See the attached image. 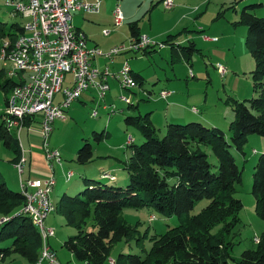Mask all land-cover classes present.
<instances>
[{
    "label": "rangeland",
    "instance_id": "1",
    "mask_svg": "<svg viewBox=\"0 0 264 264\" xmlns=\"http://www.w3.org/2000/svg\"><path fill=\"white\" fill-rule=\"evenodd\" d=\"M174 2L175 8L166 9L162 0H103L99 19L97 15L83 12L73 14L72 22L75 26L94 24L95 29L90 31L93 34H89V41L93 43L101 41L100 47L104 50H108L105 49L106 45L110 48L129 45L132 22L138 23L143 34L147 33L159 42H172L173 37H175L174 42H181L189 34L191 37L197 35L200 28L204 30L201 35H207L216 42L212 44L214 46L212 48L209 46L211 44L195 39L196 50L193 54L185 49V52L191 55L188 56V61L172 57L169 44L163 49L156 47L157 50L150 53L152 55L143 57L146 60L142 57L135 58L131 66L144 75L146 79L144 86L137 85L134 90L138 93L136 96L119 87L134 104L139 102V109L129 108L128 104L120 98L121 90L113 83L105 99L96 97L95 101L84 99V102H74L65 118L55 120L49 138L50 146L60 150L63 159L61 166H64L65 171H74L73 177L67 182L63 179L62 184H66L64 185L66 187L72 186L77 181L83 182L80 190H67L70 191L68 192L70 195H76L87 187L84 178L117 186H125L128 183V172L123 162L130 153L129 145L126 144L123 147L120 145L130 135L135 144H141L145 138L140 128L134 124H126L125 118L128 115H139V113L145 115L152 111V122L158 130L157 134L163 137L167 129L166 115L170 106L168 107L166 101H157L160 98L161 89H173L180 95L178 97L181 99L178 102L180 104L188 103L187 97L191 96V104L202 110L201 113L208 110V116L217 121V127L224 130L227 140L231 139L229 126L235 118L231 98L239 101L247 100L249 104L250 98L258 96V93L254 91L252 77L255 62L246 41L247 26L240 22V14L247 5L257 4L250 11L256 16H264V0H174ZM117 6H120L125 16L120 26H116L112 18ZM128 16L134 17L133 20H129ZM14 23L21 26L22 20L19 17H13L10 8L0 0V27L6 33H10ZM103 28L111 30L112 35H103ZM185 28L188 30L186 31ZM16 31L14 28L13 33ZM189 44L188 41L183 43L185 46ZM2 66L3 62L0 60V69ZM219 66L226 69L225 75H221L217 68ZM6 79L5 75H0V83ZM5 94V91L0 88V110L5 109ZM105 104L109 108H106ZM114 105L117 107L116 113L111 112V107ZM123 107L125 110L121 112ZM95 110L98 112L97 116H93ZM169 121L191 122L170 118ZM27 131V127H24L20 136L22 144L27 146L26 149L30 147L34 154L43 155L41 135L35 129ZM94 132H104V137L99 141ZM12 133L16 140L18 137L15 131ZM86 139L93 144L94 156L91 162L81 164L76 159V152L83 146ZM230 150L242 170V180L236 186L235 195L242 200L243 208L240 212L241 220L236 235L233 238L231 236L235 242L232 255L234 258H240L243 251L257 247L254 239L264 231V219L258 213L257 201L252 193L254 167L259 156L264 152V135L250 134L242 151L234 147ZM14 155L13 149L0 141V175L11 189L21 191L19 172L12 164ZM117 163H120V167L114 170L109 169L111 165ZM45 166L47 168V165ZM57 166L58 164H55L59 183V174L62 175L63 169ZM48 172L49 170H41L34 165L32 170L26 173H31V178H47L50 176ZM102 173H110L117 179L115 181L104 179ZM61 186L56 187L55 190H58L56 194L52 191L56 209L50 216V219L55 220V227L52 228L56 231V235L49 241L56 243L57 247L61 239L65 240L68 236L77 233L75 226L67 224L65 215L59 207L60 199L65 192V190L59 191ZM206 204V199L197 201L191 213H198ZM121 215L137 231L115 244L111 252L115 258L120 253L145 254L152 246L153 235L164 234L169 228L180 224V218L177 215L167 217L153 208L125 207ZM151 215H154L155 219L151 220ZM92 224L91 217L87 221L86 229L92 230ZM68 233L71 234L68 235ZM65 235L66 238H64ZM8 243L2 245H8ZM229 263L233 264L234 261ZM0 264H29V262L19 254H11L6 260H0Z\"/></svg>",
    "mask_w": 264,
    "mask_h": 264
},
{
    "label": "trees",
    "instance_id": "2",
    "mask_svg": "<svg viewBox=\"0 0 264 264\" xmlns=\"http://www.w3.org/2000/svg\"><path fill=\"white\" fill-rule=\"evenodd\" d=\"M256 5L242 10L240 22L247 26L246 41L255 62L252 77L258 96L250 98L249 104L247 100L231 98L235 113L229 126L231 139L227 140L221 128L200 121L170 122L165 135L159 137L149 113L128 115L126 124L137 125L145 138L141 144L129 146L131 154L123 162L128 183L117 186L84 178V190L76 195L64 192L60 199L59 207L67 224L77 228V233L68 236L63 245L78 261L105 264L115 244L137 231L121 215L125 207H133L153 208L167 217L177 215L180 224L164 234L153 235L152 246L145 254L120 253L115 264H264V231L257 247L243 251L240 258L232 255L235 242L231 239L240 224L243 203L235 195L242 170L230 149L242 151L250 134L264 135V16L250 11ZM14 28L22 29L18 23L12 24L10 33L0 27V38L15 36ZM130 31L131 37L140 34L137 22L130 23ZM193 49H189L190 54ZM0 75H4L3 70ZM134 76L142 85L144 77L140 73ZM12 85L6 79L0 88L9 94ZM5 100L7 104L8 95ZM4 115L5 109L0 110V141L18 153L12 159L15 163L20 143L6 127ZM31 121L32 118H26L24 124ZM94 135L100 141L104 132ZM76 156L81 164L91 162L93 144L86 139ZM104 174L102 178L116 180L115 175L111 179ZM252 193L264 219V152L254 167ZM202 199L207 204L192 214L196 202ZM25 202L23 192L11 189L0 175V220L8 218L0 223V260L19 254L34 264L39 258L40 230L30 216L19 212ZM91 217L93 229L87 230ZM7 242L8 245H2Z\"/></svg>",
    "mask_w": 264,
    "mask_h": 264
},
{
    "label": "built area",
    "instance_id": "3",
    "mask_svg": "<svg viewBox=\"0 0 264 264\" xmlns=\"http://www.w3.org/2000/svg\"><path fill=\"white\" fill-rule=\"evenodd\" d=\"M10 8L13 17L22 20L20 31L12 37L0 38V60L2 70L7 79L11 80L12 89L8 94L5 106V125L10 131H15L20 143V154L14 163L20 175L21 191L26 202L19 212L30 216L32 222L41 233L42 246L39 258L34 264H59L56 252L50 245L49 239L55 235V230L46 225L47 217L56 209L51 199V192L56 185L54 176L55 164L62 165V155L59 149L50 146V135L54 122L65 115L72 104L86 92L93 91L98 99H105L110 89L109 80H117L122 89L131 90L139 85L134 76L130 63L126 60L119 70L113 71L108 65L99 67L93 63L95 57L115 56L126 52H142L149 48H164L169 43L157 41L148 34L140 33L130 37L129 45L113 46L108 50L99 45H90L85 32L73 24V14L83 12L97 14L101 11L103 0H1ZM166 9L175 6L174 0H163ZM114 24L120 26L125 18L120 6L113 12ZM108 36L111 30L103 29ZM203 38L213 40L207 35ZM221 75L226 69L217 67ZM172 91L162 90L160 97L167 98ZM57 94H62L60 101ZM121 100L128 102L125 95ZM106 108H109L106 105ZM117 107H111L116 113ZM198 112L197 107H192ZM95 110L93 116H97ZM26 118H32L29 125H25ZM37 124V125H35ZM24 127L39 130L42 137L45 158L53 172L47 178H25L24 173L28 161V150L20 139ZM133 143L130 135L127 144ZM74 172L68 171L69 180ZM104 177L114 179L115 176L105 173ZM7 217L0 220L4 222ZM150 219H155L154 215ZM258 243L260 237H255ZM115 264L114 259H109Z\"/></svg>",
    "mask_w": 264,
    "mask_h": 264
},
{
    "label": "crops",
    "instance_id": "4",
    "mask_svg": "<svg viewBox=\"0 0 264 264\" xmlns=\"http://www.w3.org/2000/svg\"><path fill=\"white\" fill-rule=\"evenodd\" d=\"M103 2V1H102ZM102 8V7H101ZM175 8V7H174ZM101 13H102V10L99 12V13H97V14H92V15H97L98 16V18L97 19H99L100 18V16H101ZM112 18H113V15H112ZM127 18H129V20H133V18L134 17H127ZM131 18V19H130ZM113 22H114V18H113ZM99 27V26H98ZM76 28H78L79 30H82L83 32H85L86 33V35H87V37H88V39L90 40V36H89V34H93L92 32H90V31H92V29L94 30L95 29V26H94V24H91V23H86V24H84V26L82 27H78V26H76ZM103 29H105V28H103ZM185 30L187 31L188 29H186L185 28ZM203 29L202 28H200V30H198V34L197 35H195L194 37H191V35L189 34V35H187L183 40H181V42H174L173 41V39L175 38V37H173V39H172V42H169V45H170V50H171V54H172V57H174V58H176V59H180V60H185V61H188L189 60V55L185 52V49H187L189 52H190V48L191 47H193L194 49L192 50V52H191V54H193V52L196 50V43L194 42L195 41V39H197V40H199V39H201L202 41H204V43H209V44H211V45H209V46H211L212 48H214V46H212V44L214 43V42H216V41H214V40H208V39H205V38H203V35H201L202 33H203ZM102 32H103V30H102ZM139 32L140 33H144V32H142L141 31V28H139ZM145 34H147V33H145ZM104 35V34H103ZM110 35H112V34H110ZM110 35H108V36H110ZM106 36V35H105ZM130 36H131V31H130ZM185 41H188L190 44H189V46H190V48H189V46H185V45H183V43L185 42ZM102 42L101 41H99V42H91V41H89V44L90 45H99L100 46V44H101ZM108 45H106V48L105 49H109L110 47H107ZM112 47V46H111ZM164 48H166V47H164ZM163 49V48H162ZM157 49H155V48H149V49H147V50H145V51H142V52H137V53H134V52H126V53H121V54H119V55H117V56H115V58L114 59H109V58H107V57H100V56H98V57H95L94 59H93V63L95 64V65H97V66H99V67H104V66H106V65H108L113 71H117V70H119L120 69V67L122 66V64L124 63V61H128L129 63H130V65H131V62L132 61H135L134 59L136 58H138V57H145V56H147V57H149L148 55L150 54V53H152V52H154V51H156ZM150 55H152V54H150ZM191 56V55H190ZM146 58V57H145ZM145 58H143V59H145ZM146 60V59H145ZM132 67V69H133V72L134 73H140L143 77H144V75L140 72V71H137V70H134V66H131ZM2 70V68L0 69V71ZM168 80H169V78H168ZM145 81H146V79H145V77H144V80H143V84L142 85H139L140 87H143L144 86V83H145ZM109 83H110V89H109V91L107 92V95H108V93L110 92V90H111V85L114 83V84H116L117 86H118V88L121 90V94L120 95H125L126 96V94L124 93V91L123 90H125V91H127V92H131V93H133L135 96L138 94L136 91H134L135 90V88H133V89H131V90H128V89H121L120 87H119V84H118V82H117V80H115V79H111V80H109ZM165 89V88H164ZM167 90H170V91H172V93L167 97V98H162V97H160V98H158V102H160V101H166V104L168 105V107H169V109H168V111H167V115H166V125L168 124V123H170L171 121H169V118L171 119V120H177V121H200V122H202V123H204L205 125H208V126H218L217 125V121H214L215 119H210V118H212L211 116L209 117L208 116V110H204V112L203 113H201L202 112V110H200L199 108V111L198 112H194L193 110H192V106L194 107L195 105H192L191 103H192V97L191 96H189V97H187V101H188V103H183V104H180V103H178V102H180V98H178L180 95H178V94H176L175 92H174V90L173 89H168V88H166ZM161 90H163V89H161ZM152 91H150V93H151ZM7 95H8V93L7 94H5V98L7 97ZM106 95V96H107ZM188 95H190V94H188ZM128 99H130L128 96H126ZM62 99V94H57V96H56V100H58V101H60ZM84 99H86V100H89V101H95V95H94V92L91 90V91H88V92H86L80 99H78L77 101H75V102H79V101H81V102H84ZM125 103H127L128 104V107L130 108V107H136V108H138L139 109V102L137 103V104H134L132 101H131V99L128 101V102H125ZM5 106H6V100H5ZM5 108V107H4ZM3 110V109H2ZM124 107L121 109V112H124ZM177 111V112H176ZM169 112H170V115L168 116V114H169ZM149 114H150V118H151V121H152V118H153V115H152V111H150V112H148ZM140 114V113H139ZM147 114V113H146ZM142 115V114H141ZM172 116V117H171ZM234 120V119H233ZM232 120V121H233ZM231 121V122H232ZM165 125V126H166ZM23 130H24V128H23ZM22 130V131H23ZM27 132H29L30 130L27 128ZM35 131H37L38 133H39V130H37L36 128H35ZM22 133V132H21ZM39 135V134H38ZM107 136H109V135H107ZM106 136V137H107ZM128 139V138H127ZM127 139H124L123 141H122V144L120 145V146H124V145H126L127 144ZM134 143V142H133ZM25 146V145H24ZM130 146V145H129ZM27 147V146H26ZM130 148V147H129ZM128 148V150L130 151V149ZM28 161H27V166H26V170H25V173H24V177L25 178H28V177H31V173H26V172H28V171H30V170H32V167L35 165L36 166V168H38V169H41V170H49V172H48V174H52L53 172L51 171V169L49 168V166H48V162H47V160H46V158H45V153H44V151H43V155H41L40 153H38V154H34L33 153V151L31 150V148L30 147H28ZM43 150H44V148H43ZM18 154V153H17ZM17 154H15L14 155V157H16L17 156ZM130 154H131V151H130V153H129V155L126 157V160L128 159V157L130 156ZM13 157V158H14ZM12 158V159H13ZM44 163H45V165H47V168H46V166L44 165ZM12 164H13V166H14V162H12ZM57 167H60V168H62L63 170H61L62 171V175H60L59 174V183L57 182V177H56V174H57V171H56V168H54V176H55V178H56V185H55V187H54V189H53V192H55V194H56V191H58V190H55V189H57L56 187H58V185H62L61 187H60V190L59 191H62V190H65V192H70V191H67V190H72V191H78V190H80V188L83 186V182H81V181H77L75 184H73L72 186L71 185H67L66 187H64V185H66V184H62V180L63 179H65V181L67 182L68 180L66 179V172L67 171H65V168H63L64 166H61L60 164H58V166ZM117 167H120V163H117V164H115V165H111V167L109 168V169H115V168H117ZM103 168V167H102ZM74 172V171H73ZM25 174H27V175H25ZM47 174V175H48ZM74 175V174H73ZM73 177V176H72ZM39 178V177H38ZM116 179H117V177H116ZM123 181L125 180V178L123 177V179H122ZM64 181V180H63ZM53 192L51 193V199H52V201H53V198H52V194H53ZM54 202V201H53ZM55 203V202H54ZM55 211H53L48 217H47V219H46V225H49V226H51V227H55L54 226V224H55V220H54V218H52V219H50V216L54 213ZM68 229V228H67ZM67 232H69V230H67ZM69 234H71V233H68V235ZM55 235H56V231H55ZM55 235L54 236H52V237H55ZM67 236L65 235V237L64 238H66ZM63 238V237H62ZM64 239H61V241L59 242V244H58V247H57V245H56V243H54V242H52L51 240V242H50V245L52 246V248H53V250L56 252V256H57V261H58V263L59 264H87L86 262H81V261H78L75 257H74V255H73V253H71L70 251H68L67 249H66V247H64V245H63V242L65 241H63ZM58 248V249H57ZM110 259H115V256H113L112 254H111V256H110ZM30 264V263H29ZM43 264H51V263H49L48 261H45V262H43ZM105 264H111V262H110V260H107L106 261V263ZM230 264V263H229ZM233 264H236V263H233Z\"/></svg>",
    "mask_w": 264,
    "mask_h": 264
}]
</instances>
